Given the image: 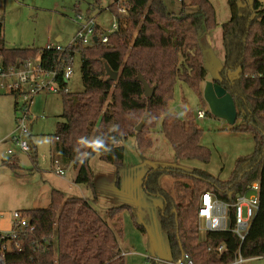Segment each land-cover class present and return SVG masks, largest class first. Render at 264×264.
<instances>
[{"label":"trees","instance_id":"16d2710c","mask_svg":"<svg viewBox=\"0 0 264 264\" xmlns=\"http://www.w3.org/2000/svg\"><path fill=\"white\" fill-rule=\"evenodd\" d=\"M117 1L109 10L120 29L109 36L106 44H77L63 53L45 48H0L7 67L39 57L47 71L55 70L60 60L73 66L75 55H81L85 90L62 95V122L54 138L59 156L56 163L73 166L77 172L75 183L91 190L94 175L90 162L95 156L115 166L119 174L125 161V148L120 144L134 138L139 150H149L153 145L150 134L157 128L177 160L209 164L212 157L211 151L201 145L204 132L190 109L186 107V122L169 114V104L180 82L206 105L203 85L208 73L201 40L218 27L213 3L184 0L177 16L164 0H126L128 17H123ZM100 3L95 0L97 6ZM228 5L230 19L222 25L225 61L219 78L213 82L233 97L238 121H243L231 131L253 135L256 148L250 156L237 160L228 181L202 171L186 175L162 168L151 169L146 175L144 191L164 200L160 227L167 235L172 262L180 261L183 253L195 264H233L239 255L245 260L264 258V3L228 0ZM189 7L196 8V12L188 14ZM90 16L91 11L87 18ZM98 33H102L100 26ZM106 66L119 74L116 82L108 79ZM139 76L156 88L151 98H146ZM144 117L147 123L137 133ZM29 156L37 166L38 154L32 144ZM4 166L16 173L22 170L17 163L4 162ZM163 175L191 181L186 185L187 202H177L160 187ZM257 179L261 181L260 209L244 243L231 232H207L201 241L198 210L202 195L209 192L231 203ZM126 208L109 209L107 215L114 220ZM20 212L35 232L20 238L22 250L9 252L7 264H126L119 234L87 199L66 197L53 190L48 208ZM220 246L224 247L221 254Z\"/></svg>","mask_w":264,"mask_h":264},{"label":"rangeland","instance_id":"374dc122","mask_svg":"<svg viewBox=\"0 0 264 264\" xmlns=\"http://www.w3.org/2000/svg\"><path fill=\"white\" fill-rule=\"evenodd\" d=\"M116 0H101L100 6L95 0H0V18H4L3 38L0 44L6 49L46 48L47 45L70 46L81 27L78 16L91 18L106 31L114 22L109 8ZM168 10L177 16L182 11V4L176 0H164ZM264 3V0H261ZM187 2V0H185ZM216 12L218 27L214 34V47L207 46L206 69L208 80L219 78V72L225 61L222 44V25L230 19L228 0H211ZM189 7L187 13L196 12ZM61 39V42H57ZM39 61V57L37 58ZM73 77L68 82L70 93H81L84 89L81 73V55L76 54L73 61ZM205 86L203 85V90ZM204 99V98H203ZM205 101V100H204ZM22 98L9 95L0 89V234L12 231L14 213L26 210L48 208L53 190L61 191L66 197L88 199L99 214L117 231L120 250L126 264H171L167 235L160 227V210L164 209L161 197L147 194L143 189L146 175L151 169H175L183 174L195 171L205 172L221 181H228L238 159L250 156L256 144L251 134L231 131V126L222 119L208 115L209 107L201 102L200 97L187 85L178 83L174 100L169 104V114H176L188 122L186 107L194 116L198 126L203 130L201 145L211 151L209 164L199 161H180L167 143L160 128L153 130L150 138L153 145L149 150H139L134 138L123 142L125 161L119 174L115 166L103 162L95 156L90 167L94 175V190L85 185L73 183L75 169L56 163L59 156L55 149L57 126L62 122V95L42 93L33 98L30 106V118L34 124L30 132V143L36 147L38 165L27 154L19 152L9 139L16 130V103ZM206 103V102H205ZM205 110L207 117L198 120V112ZM176 111V112H175ZM239 120L237 123H242ZM12 147L22 168L14 172L4 166L12 162L14 156L7 151ZM11 149V148H10ZM63 171L64 176L56 173ZM191 181L184 177L163 175L159 179L160 187L177 202H187ZM127 206L120 217L112 220L107 211L112 208ZM200 225V222H199ZM200 240L206 239L204 226H199ZM264 264V258L249 259L243 263Z\"/></svg>","mask_w":264,"mask_h":264},{"label":"built area","instance_id":"2783aa9c","mask_svg":"<svg viewBox=\"0 0 264 264\" xmlns=\"http://www.w3.org/2000/svg\"><path fill=\"white\" fill-rule=\"evenodd\" d=\"M182 4L184 0H176ZM116 5L119 13L123 17H128V7L126 0H118ZM114 22L110 29L97 34V24L93 18L78 16V24L81 27L76 38L69 47L81 44L83 46H93L100 41L104 44L108 43L109 36L119 31V23L117 18H113ZM4 19L0 18V41L3 38ZM97 38V42H95ZM0 44V48H1ZM68 48V47H67ZM46 50H56L65 52L66 48L60 45L49 44ZM73 66L67 65L64 60H60L55 70L47 71L42 67L39 59H31L21 62L15 66L7 67L3 56L0 54V89L9 95L22 98V102H17L16 111L19 116L16 118V130L11 135L10 140L19 152L29 155L31 151L30 132L33 121L30 118V106L33 98L40 94L64 95L69 94L68 82L73 77ZM207 117L205 110L198 112L197 119L204 120ZM9 156H15L16 151L11 148L7 151ZM57 174L64 176L63 171ZM261 198V181L254 180L249 184L248 189L241 195H238L231 203L221 201L212 193L202 195L198 210V219L200 228L203 225L207 232H231L235 234L241 243L246 240L253 222L260 209ZM14 226L11 232L0 234V264H7V254L11 251L22 250L20 238L27 232H35L30 226L28 218L23 216L21 212L14 213ZM209 251H213L210 247ZM224 247L220 246L218 253L221 254ZM246 260L238 256L235 263H243ZM171 264H195L194 261L184 254L180 261ZM234 264V263H233Z\"/></svg>","mask_w":264,"mask_h":264},{"label":"water","instance_id":"95a60500","mask_svg":"<svg viewBox=\"0 0 264 264\" xmlns=\"http://www.w3.org/2000/svg\"><path fill=\"white\" fill-rule=\"evenodd\" d=\"M95 42H97V38H95ZM106 71L109 80L114 82L118 80V73L112 72L108 66H106ZM139 79L144 85L146 98H151L156 88H151L142 76H139ZM204 100L212 116L225 120L231 127L236 125L238 121L236 103L233 97L223 87L214 82H207L204 89ZM146 123L147 117H144L143 121L136 128V132H142Z\"/></svg>","mask_w":264,"mask_h":264},{"label":"crops","instance_id":"0c3cea01","mask_svg":"<svg viewBox=\"0 0 264 264\" xmlns=\"http://www.w3.org/2000/svg\"><path fill=\"white\" fill-rule=\"evenodd\" d=\"M214 34L212 33V32H210V33H207L203 38H202V40H201V44H202V47H203V49H204V52H206V48H205V46H207V48L209 49V50H212L213 49V47H214V36H213ZM57 42H61V39H58L57 40ZM222 44H223V30H222ZM224 48V47H223ZM225 51V50H224ZM205 59H206V57H205ZM214 80H212V81H209L208 80V74H207V79H206V82L204 83V86H206V83L207 82H213ZM176 112V111H175ZM33 124H34V120H33ZM10 137H11V135H10ZM10 137H9V139H10ZM120 146H123V142L120 144ZM124 147V146H123ZM10 148H12V147H10ZM9 148V149H10ZM125 148V147H124ZM14 158H15V160L13 159V163H17V161L16 160H19V158H18V156L17 155H15L14 156ZM76 171V170H75ZM56 173H57V171H56ZM76 176H77V172L75 173V177H74V179H73V183L74 184H76L75 183V180H76ZM77 185V184H76ZM79 186V185H78ZM86 199V198H85ZM88 200V199H87ZM91 203V202H90ZM97 210V209H96ZM20 212V211H19Z\"/></svg>","mask_w":264,"mask_h":264}]
</instances>
